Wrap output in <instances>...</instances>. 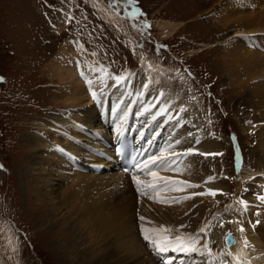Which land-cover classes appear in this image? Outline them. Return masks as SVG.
I'll use <instances>...</instances> for the list:
<instances>
[{
	"label": "rangeland",
	"instance_id": "1",
	"mask_svg": "<svg viewBox=\"0 0 264 264\" xmlns=\"http://www.w3.org/2000/svg\"><path fill=\"white\" fill-rule=\"evenodd\" d=\"M235 1L236 6L241 3V0ZM263 1L253 0L255 6L249 5L247 12H258ZM222 2L223 0H0V264H87L81 246L74 245L71 233L66 232L62 226L58 227L53 215L49 217L44 213V198L35 192L38 189L24 182L27 175L33 173L29 169L33 167L30 164L33 140L29 131L35 129L34 123L45 117L57 127L54 121L56 114H65V110H90L93 106L86 80L81 76L70 78L65 72L64 57L67 54L61 52L63 46L72 42L69 41L71 37L78 46L74 53L79 52L85 70L90 67L100 68L105 72L125 76L141 69L146 82L151 81L148 89L161 87V82L166 84L170 81L169 85L185 88L187 97L197 99L212 110L217 108L220 118L224 117L225 127L222 129L226 131L229 126L234 130L230 135L240 146L245 169L258 166L255 159L260 153L255 152V137L251 132L244 134L240 128V124L246 122L241 115L244 111L241 109L242 105L236 106L241 96L236 94L233 85L227 83L229 81L219 64L221 59L217 57L220 56L218 48L228 49V38L238 32L264 44V25L258 19L257 23L251 25V33L257 34L250 36L247 33L249 29L232 21L233 18L225 17L220 20L217 13ZM137 9L140 10L138 20L130 16ZM171 19L181 21L182 26L165 36L161 26L166 21H172ZM191 40L201 43L194 45L195 48L189 43ZM255 43L259 47L258 41ZM139 44L141 48H137ZM189 46L190 50L187 49ZM259 48L264 50L263 46ZM59 67L62 74L57 69ZM90 73L95 78L114 75H99L94 70ZM188 77H194L195 80ZM207 88L212 89L215 96ZM91 91L98 92L92 88ZM220 97L223 98L221 105L217 103ZM56 107L59 108L56 113L48 111ZM190 107L186 104L184 113L193 122L195 114H191ZM107 108L109 109L108 105ZM138 110L134 106V112ZM193 110L198 112L197 107ZM99 111V108L90 110L96 115H99ZM208 115L209 112L204 114ZM60 116L65 119V116ZM78 118L83 119L82 116ZM146 121L148 120L145 118ZM210 127H213L212 124ZM59 128L62 130L64 125H59ZM211 134L223 138L217 131ZM166 140L163 136L158 139L160 148L165 146ZM98 141L99 138L94 140L96 145L93 149L99 151L103 143ZM51 143L58 145L57 139L52 138ZM85 147L89 154L90 149L87 145ZM55 152L52 148L50 153H45L46 160L49 164L52 161L53 166L57 165L54 160ZM230 152L231 147L227 146V151L225 149L219 155L207 157L210 162L207 168L211 170L213 166L218 169L217 175L227 183L228 193L221 200L210 204L206 214L210 215L203 219L204 228L213 215L222 214L229 207L237 211L242 209V217L245 212L247 214L245 206L238 204L239 200L246 202L241 198L248 182V178L244 176L246 170L243 173L234 171V176L231 175ZM78 154L86 158L85 154ZM62 163L64 160L60 164ZM109 165L107 162L104 168L94 167L96 169L87 171L91 170L94 174L103 172L101 175H105L106 171L111 172L112 166ZM52 173V181L56 186L60 182L64 185L71 183L59 181ZM238 188L240 190L237 191ZM112 190L117 191L115 186H112ZM127 194V197L121 199L124 204L129 203L132 196L129 191ZM183 196L175 195L171 200H179ZM256 204L254 211L260 214V220H256L264 224V200L256 201ZM171 210H177V207L169 209ZM138 213L137 211L136 217ZM114 216L116 215L112 212L102 217L101 221L105 219L110 222L108 225L104 220L102 228L96 232V244L116 240L114 235L120 238L122 223L113 222L117 220ZM121 220L125 221L124 218H118L117 221ZM186 220L191 222L188 215ZM145 223L149 224L150 219L145 218ZM189 229L190 227L186 229L185 225L178 224L174 234ZM61 232L67 238L64 242ZM75 244L78 245L76 242ZM6 247L12 248L11 253L9 252L12 259L10 256L5 257ZM146 248L155 260L165 264L164 257L156 253L151 245ZM192 256L196 258V255L189 257Z\"/></svg>",
	"mask_w": 264,
	"mask_h": 264
},
{
	"label": "bare ground",
	"instance_id": "2",
	"mask_svg": "<svg viewBox=\"0 0 264 264\" xmlns=\"http://www.w3.org/2000/svg\"><path fill=\"white\" fill-rule=\"evenodd\" d=\"M235 3V0H223L217 13L220 20L225 17L233 18L232 21L247 27L249 29L247 33L254 36L257 33H251L253 30L251 25L257 23L258 19L264 25V1L258 12L255 10L247 12L249 5L255 6L253 0H241L237 6ZM241 13L243 15H240ZM163 24L161 31L165 36L171 35L176 28L182 26V22L177 20L166 21ZM227 25L230 26V23ZM157 26L160 25L157 24ZM246 37H248L247 34L239 32L230 36L228 38L229 48H218L220 56L217 59H221L219 64L225 72L226 80L229 81L227 83L233 85L236 94L241 96L236 106L242 105L241 109L244 111L241 115L244 116L246 122L240 124V128L244 134L245 132L253 133L255 152L260 153L255 159L257 167L260 168L256 166L248 168L244 175L248 178V182L242 198L246 200L244 206L249 216L245 212L242 217V209L237 211L229 207L222 214L213 215L205 232L200 235L199 229L204 228L202 223L210 204L221 200L228 193L227 183L219 179L220 176L218 177L217 173L212 174L213 171L207 168V157L211 158L212 153L224 152L225 147L223 148L222 140L216 136H212L215 138L213 140H204L200 143L198 139L196 144L194 143L196 129L191 131V127L185 126V122L187 120L190 122L191 117L180 111V108H185L186 105V89L176 87L175 84L169 85L170 81L166 84L161 82V87L154 86L153 91L157 90V94H152V90L149 89L153 95L149 99L144 94L140 95L143 93L142 82H146L145 78L141 76V69L129 74L119 84L125 85V87L119 88L116 94L112 88L114 84L110 77L106 78V83L101 86L99 78H95L90 73L87 74V79L93 81L91 88L98 90L96 100L92 99L90 93L93 104L90 110L99 108V115L91 113L88 109L78 112L65 110V114H56L55 116L54 121L57 127H54V124L45 117L34 123L35 129L29 131L33 140L30 147L33 152L30 164L33 167L29 169L33 170V173L27 175L28 178L24 179V182L43 192L35 191L44 198V213L49 217L53 215L56 225L60 228L62 226L66 232L71 233L74 245L81 246L82 252L85 254V263L162 264L163 261L158 262L153 255L148 254L140 228L160 229L163 227L171 231L162 235H168L170 238L175 235L193 236L197 239L196 246L201 249L194 254L193 252L177 253L172 251L159 254L164 257L165 264H168L169 261L171 264H264V224L256 220H260V214L254 211V208L257 207L256 201L264 200V50L259 48L264 47V44L260 40H255L256 38L248 39ZM262 39L264 40V37ZM256 41H258L259 47H257ZM72 43L63 46L61 53H65L67 56L69 53H74L77 46ZM64 67L70 78L78 76L75 74L77 67L74 64L65 61ZM57 69L62 74L61 68ZM113 81L115 82V80ZM85 84H88L87 80ZM160 93H164V95L161 97ZM75 94L77 93L75 92ZM131 103L133 107H138L137 112H142L148 120L144 122L147 124L148 130L143 133L141 140L138 141L134 137L135 161L142 162L152 155H159L161 149L167 148L170 153L175 152L178 155L169 157L170 165L167 168H152V171H156L158 176L167 177L170 180L195 184L196 188L178 186L180 188L178 191L161 187L163 182H158L155 192L149 191V195H140L136 191L132 176L138 175L145 183H151L152 177L144 172H139L133 166L129 173L120 171L111 145L122 132L130 133L127 131L130 122L127 117L121 125L119 123L122 121L123 114L129 113ZM117 107L118 110H116ZM146 107L149 108L147 112L144 111ZM157 112L161 114L157 116ZM60 115L65 116V119ZM164 115L168 116L170 122L183 125L184 129L177 131L172 124L161 127L162 121L165 120ZM79 116H82L83 119H79ZM153 116H156L155 120ZM177 118H182V123L177 121ZM59 125H64V128L60 130ZM36 130H41V132ZM162 136L167 140L165 146L160 148L158 139ZM52 138L57 139L58 145L51 143ZM97 138L103 143V147L100 146L99 151L93 149V146L96 145L94 140ZM178 140L179 144L176 143ZM81 142L88 146L89 154ZM189 143L192 145L190 146ZM52 148L56 151L54 160L57 165L55 166L52 161L49 164L45 156V153H50ZM189 149L191 152L188 151ZM78 152L85 154L86 158L80 156ZM201 153L208 155H201ZM62 160L64 163L60 164ZM107 162L110 164L109 166H112V169L111 172L106 171L105 175H101L103 172L94 174L91 170L87 171L96 169L94 167L104 168ZM52 172L59 181H71V183L64 185L60 182L57 187L52 181L54 177ZM209 176L213 177L210 181L208 180ZM112 186H115L117 191L112 190ZM48 187L49 190H44ZM208 190H217L218 194L214 197L193 195ZM127 191L132 196L129 203L124 204L121 199L128 196ZM221 192L223 194H220ZM179 194L184 196L179 200H171L172 197ZM186 197L190 198L186 199ZM173 207H177V210L169 211ZM261 208L260 210H262ZM137 211L139 212L138 217H136ZM112 212L116 215L114 218L117 220L118 218L125 220H121V222L112 220L122 223L120 238L114 235L113 238L115 237L116 240H108L105 244H96L94 236L105 223V219L103 221L101 219L106 213ZM142 215L146 219H150L149 224L145 223V219H140ZM187 215L191 222L186 220ZM109 222L106 221L108 225ZM178 224L185 225L186 229L190 227V229L174 234ZM241 227L244 229L243 233L240 231ZM225 228H228L238 238L236 247L234 246L230 250L221 246L225 243L224 240L222 241ZM61 234L64 242L67 239L66 235H63L62 232ZM211 238L213 241H210ZM245 241H247V245H245ZM205 242L209 244L211 255L208 250H204L202 247ZM228 252H232L234 256L237 253H242V258L237 257L234 261L233 257L226 255ZM190 255H196V258L195 256L190 258Z\"/></svg>",
	"mask_w": 264,
	"mask_h": 264
},
{
	"label": "snow or ice",
	"instance_id": "3",
	"mask_svg": "<svg viewBox=\"0 0 264 264\" xmlns=\"http://www.w3.org/2000/svg\"><path fill=\"white\" fill-rule=\"evenodd\" d=\"M129 2H131V0H129ZM95 54V53H93ZM99 71L101 73H104V69H99ZM80 75L82 77H84V73L81 72ZM112 79L115 80L116 84H120L122 81H124L126 79V77H124L123 75H118L115 77H110ZM85 79L87 80V83L89 85V90L92 96L93 100L97 99V92L96 91H91V86L93 84V81L90 79H87L85 77ZM99 83L101 84V86H103L106 83V76L105 75H101L99 78ZM151 81L149 80L148 82H142V87L143 89L147 90L150 87ZM143 93H140V95H142ZM164 95V93H160V96L162 97ZM151 107V106H149ZM167 107V106H166ZM144 111H149V108L146 107L144 109ZM161 111H164V109H161ZM181 112L186 111L185 108L181 107L180 108ZM160 112H157L156 115H160ZM128 113L125 112L123 114V116L121 117V120L126 119ZM153 119H156V116H153ZM143 135V134H141ZM151 142V141H149ZM177 144L180 143V141H176ZM170 148V146H169ZM189 152H191V149L188 150ZM178 155L175 152H169V150L166 149H161L159 155H152L150 156L148 159L140 162V161H135V157H133V167L136 168L139 172H144L147 175H150L152 177V182L151 183H145L144 181H142L138 175H133L132 176V181L134 182V184L136 185V191L140 194V195H149V191L155 192L158 186V182H163L162 185H160L161 187L164 188H172L175 190H180V188L178 186H184V187H188V188H196L197 185L195 184H191V183H187L185 181H180V180H170L167 177H163V176H158L156 171H152V168H167L170 165V156H176ZM201 155H208L205 153H201ZM211 155H219L218 153H212ZM213 177L209 176L208 180H212ZM218 194L217 190H208L207 192H197L194 193L193 195H197V196H204V195H210V196H216ZM220 194H223L222 192ZM151 198V197H150ZM190 197H186V199H188ZM238 204L240 205H244V201L243 200H239ZM141 220H144V217H140ZM221 227H223V224H221ZM171 230L166 229L161 227L160 229H149L147 227H141L140 228V232L143 236V240L145 242H147V245H151L152 249L158 253V254H163V253H167L169 251L172 252H177V253H187V252H196V251H200L201 249L198 248L197 245V239L193 236H183V235H175L174 237L170 238L168 235H162L163 233H167L170 232ZM199 231L201 233L205 232V228H200ZM241 233H243L244 229L243 227L240 228ZM245 245H247V241H245ZM203 249L204 250H208L209 255H211V250L209 248V244L207 242H205L203 244ZM229 257H233V260L235 261L237 257H241L242 258V253H237L234 254L232 252H228L226 254ZM168 264H171V261L168 262Z\"/></svg>",
	"mask_w": 264,
	"mask_h": 264
},
{
	"label": "water",
	"instance_id": "4",
	"mask_svg": "<svg viewBox=\"0 0 264 264\" xmlns=\"http://www.w3.org/2000/svg\"><path fill=\"white\" fill-rule=\"evenodd\" d=\"M223 240L225 241V243L224 245H222L225 249L229 250L237 245V239L228 229L223 230L222 241Z\"/></svg>",
	"mask_w": 264,
	"mask_h": 264
}]
</instances>
